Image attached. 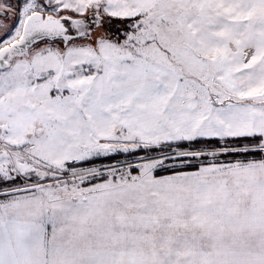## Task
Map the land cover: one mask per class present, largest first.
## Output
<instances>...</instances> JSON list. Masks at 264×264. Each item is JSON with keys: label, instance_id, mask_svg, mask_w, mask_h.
Returning a JSON list of instances; mask_svg holds the SVG:
<instances>
[{"label": "snow or ice", "instance_id": "6c2138e0", "mask_svg": "<svg viewBox=\"0 0 264 264\" xmlns=\"http://www.w3.org/2000/svg\"><path fill=\"white\" fill-rule=\"evenodd\" d=\"M0 264H264V0H0Z\"/></svg>", "mask_w": 264, "mask_h": 264}]
</instances>
